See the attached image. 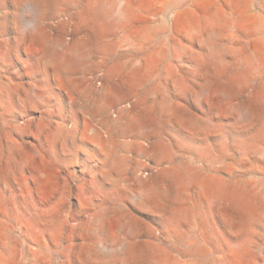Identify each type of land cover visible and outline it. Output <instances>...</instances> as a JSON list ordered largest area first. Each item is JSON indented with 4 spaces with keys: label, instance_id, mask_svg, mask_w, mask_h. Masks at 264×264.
<instances>
[{
    "label": "rangeland",
    "instance_id": "rangeland-1",
    "mask_svg": "<svg viewBox=\"0 0 264 264\" xmlns=\"http://www.w3.org/2000/svg\"><path fill=\"white\" fill-rule=\"evenodd\" d=\"M263 91L264 0H0V264H264Z\"/></svg>",
    "mask_w": 264,
    "mask_h": 264
},
{
    "label": "bare ground",
    "instance_id": "bare-ground-1",
    "mask_svg": "<svg viewBox=\"0 0 264 264\" xmlns=\"http://www.w3.org/2000/svg\"><path fill=\"white\" fill-rule=\"evenodd\" d=\"M39 1H41V3H43V0H39ZM93 4L95 5V3H93ZM85 14H86L87 18L91 21L94 30H96V31H102V30L106 29V26H107L106 25L107 15H106L105 11L101 9V6H100V3L99 2L94 7H88ZM214 41H215V39H214ZM218 64H220V62ZM220 66H221V64H220ZM251 71H252L251 68H248L246 70H243L241 73L237 74V79L242 80V81L243 80H247L250 77V75H251ZM260 99L262 101V104L264 105V91L260 95ZM252 107L250 105H241L240 106V108H241L244 116L247 117V118H249V119H253L254 118V115H255V112H254V110H253ZM188 175H190L189 176L190 177V181L195 186H197V187L198 186L203 187V186L207 185V183L201 181L200 178H199V176L196 175L195 173L188 172ZM184 213H185L184 210L181 209V210L178 211V214L177 215H178V217L180 219H183L184 218ZM249 219H252V218L249 217ZM130 222H131L130 226H131L132 230L135 229L134 222L132 220H130ZM125 252H134V251H133L132 247H130V245H129V246H127Z\"/></svg>",
    "mask_w": 264,
    "mask_h": 264
}]
</instances>
